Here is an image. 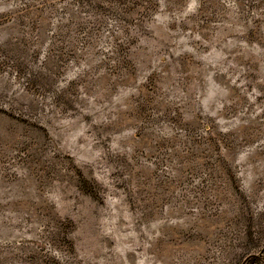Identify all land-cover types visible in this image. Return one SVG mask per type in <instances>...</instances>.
Returning <instances> with one entry per match:
<instances>
[{"label": "rangeland", "instance_id": "374dc122", "mask_svg": "<svg viewBox=\"0 0 264 264\" xmlns=\"http://www.w3.org/2000/svg\"><path fill=\"white\" fill-rule=\"evenodd\" d=\"M0 264H264V0H0Z\"/></svg>", "mask_w": 264, "mask_h": 264}]
</instances>
